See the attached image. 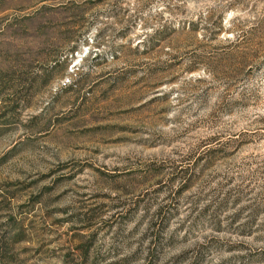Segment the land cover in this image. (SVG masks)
Masks as SVG:
<instances>
[{
	"label": "rangeland",
	"instance_id": "1",
	"mask_svg": "<svg viewBox=\"0 0 264 264\" xmlns=\"http://www.w3.org/2000/svg\"><path fill=\"white\" fill-rule=\"evenodd\" d=\"M259 20L264 0H0V264H264Z\"/></svg>",
	"mask_w": 264,
	"mask_h": 264
},
{
	"label": "trees",
	"instance_id": "2",
	"mask_svg": "<svg viewBox=\"0 0 264 264\" xmlns=\"http://www.w3.org/2000/svg\"><path fill=\"white\" fill-rule=\"evenodd\" d=\"M264 29V22L262 20H259L258 23L251 29L250 33H252V30H263ZM248 31H238L236 32L234 38L231 40L229 39V47L228 52L230 51H241L242 53H245V48L247 44L249 43V38L247 36ZM249 33V34H250Z\"/></svg>",
	"mask_w": 264,
	"mask_h": 264
}]
</instances>
